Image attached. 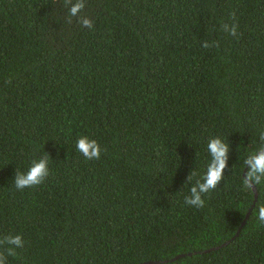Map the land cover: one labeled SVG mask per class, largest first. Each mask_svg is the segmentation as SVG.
<instances>
[{"label": "trees", "instance_id": "1", "mask_svg": "<svg viewBox=\"0 0 264 264\" xmlns=\"http://www.w3.org/2000/svg\"><path fill=\"white\" fill-rule=\"evenodd\" d=\"M70 7L0 0V240L23 242L0 244L2 264H264V183L237 236L255 201L244 162L264 148V0ZM213 138L228 167L189 206ZM44 157L45 181L17 189Z\"/></svg>", "mask_w": 264, "mask_h": 264}, {"label": "clouds", "instance_id": "2", "mask_svg": "<svg viewBox=\"0 0 264 264\" xmlns=\"http://www.w3.org/2000/svg\"><path fill=\"white\" fill-rule=\"evenodd\" d=\"M71 5L69 11L71 16H77L85 8V0H68ZM81 24L84 27L91 28L93 21L81 17ZM225 30L229 31L230 35L237 36L238 25L233 24L229 30L225 26ZM218 46V45H217ZM208 47L207 44L204 45ZM76 147L87 160L99 159L101 156V148L96 140H90L88 137L78 139ZM208 150L211 155V163L208 166L207 172L203 177V182L197 183L190 189V195L185 197V203L189 206L202 208L204 206L203 194L215 189L224 177L226 168L228 167L229 146L220 138H213L208 143ZM247 168L246 176L243 179L245 188L255 189L256 186L264 183V148L249 155L245 160ZM49 175L48 159L41 158L38 161L34 160L31 167L26 173L17 172L15 178V187L19 190L33 187L42 184ZM258 219L261 224H264V204L258 206ZM8 244L15 247H23L22 237H8L6 241L0 240V244ZM8 255H14V248L7 249ZM5 256L0 253V264Z\"/></svg>", "mask_w": 264, "mask_h": 264}, {"label": "water", "instance_id": "3", "mask_svg": "<svg viewBox=\"0 0 264 264\" xmlns=\"http://www.w3.org/2000/svg\"><path fill=\"white\" fill-rule=\"evenodd\" d=\"M252 191L254 192V195H255V201H254V204H253L252 208L250 209L249 213L247 214L246 219L244 220L242 226L240 227L239 231L237 232V236L241 232L242 228L245 226L246 221L249 219V216H250V214L252 212V209L255 207V204H256V202L258 200V193H257L256 188L255 189H252ZM215 250H217V248L216 249L207 250L206 252H211V251H215ZM186 256H190V255H179V256L175 257L173 260H170V261H164V262H147V263H144V264H166V263L174 262V261H177L179 259L185 258Z\"/></svg>", "mask_w": 264, "mask_h": 264}]
</instances>
